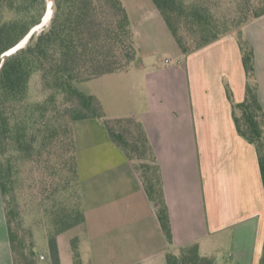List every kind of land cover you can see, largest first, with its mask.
Instances as JSON below:
<instances>
[{"label":"crops","instance_id":"crops-1","mask_svg":"<svg viewBox=\"0 0 264 264\" xmlns=\"http://www.w3.org/2000/svg\"><path fill=\"white\" fill-rule=\"evenodd\" d=\"M240 39L253 48L264 110V14L188 54L175 51L180 64H157L153 52H142L121 71L138 90V107L108 117L130 113L142 123L160 170L171 242L132 161L105 127L74 125L85 219L50 237L52 246L41 256L47 264H73L69 240L77 235L85 236L82 264H166L168 251L192 243L211 264H264L258 155L238 134L226 94L228 88L234 103L245 96ZM0 264H14L1 189Z\"/></svg>","mask_w":264,"mask_h":264},{"label":"trees","instance_id":"trees-1","mask_svg":"<svg viewBox=\"0 0 264 264\" xmlns=\"http://www.w3.org/2000/svg\"><path fill=\"white\" fill-rule=\"evenodd\" d=\"M182 54H188L264 14V0H152ZM218 5V6H217ZM45 0H0V55L39 21ZM246 74L243 101L232 102L238 134L253 144L264 190V110L258 101L253 48L241 40ZM136 57L127 10L121 0H55L48 29L7 56L0 69V189L14 264H38L29 231L23 232L14 195L22 171L50 218L52 236L84 222L73 123L98 118L110 140L128 157L171 242L159 166L142 123L133 115L108 117L98 98L76 83L129 69ZM36 80L42 94L30 97ZM33 179H36L35 181ZM29 240V241H28ZM84 235L71 238L73 264H82ZM264 249V242H263ZM192 243L166 253V264H211Z\"/></svg>","mask_w":264,"mask_h":264},{"label":"rangeland","instance_id":"rangeland-1","mask_svg":"<svg viewBox=\"0 0 264 264\" xmlns=\"http://www.w3.org/2000/svg\"><path fill=\"white\" fill-rule=\"evenodd\" d=\"M121 1L123 2L125 8L127 6L129 10L127 13L133 33L134 46L137 56L142 52H153L150 59L154 63L158 64L159 61L164 62V60L167 59L171 63L173 62V64L176 62H179L180 64L177 56L175 57V51H178L180 54L182 53L153 1ZM218 3L219 6H217L220 10L232 6L228 0H218ZM153 13H157L156 16L158 18H154ZM242 25L237 26L231 32L238 31ZM146 34L149 36L147 40L144 36ZM168 42L172 44V47ZM76 85L83 92L93 94L98 98L102 111L106 116L130 112L129 110L132 106H135L134 108L138 107V103L136 101V99H138V90L135 88V84L132 83V80H130L124 73L117 72L115 74L104 75L90 81L76 83ZM38 86L39 84L37 81L33 80L29 90V94L31 95L30 97L33 99H40L42 97ZM84 124L92 129L104 127L101 120L98 118L76 120L73 123V126L75 125L77 129H80L81 125ZM89 138L91 137L85 136V134L82 137V139ZM33 180L35 181L36 179ZM34 193L35 190L32 188V179H30L27 173L22 171L14 182V195L18 216L21 220V228L23 232L29 231L31 234V239L39 256L38 264H47L46 260H44L43 257L41 258V256L47 254L52 246V242L50 240V237L52 236L50 230V218L48 215L42 214L45 204L40 206L35 199ZM63 235L66 236L68 234ZM62 237L64 236L58 238L60 240V245L62 244Z\"/></svg>","mask_w":264,"mask_h":264},{"label":"water","instance_id":"water-1","mask_svg":"<svg viewBox=\"0 0 264 264\" xmlns=\"http://www.w3.org/2000/svg\"><path fill=\"white\" fill-rule=\"evenodd\" d=\"M55 12V0H45V9L38 22L33 24L28 31L12 46L4 50L0 55V69L3 66L7 56H10L20 49L24 48L28 42L35 36L49 28Z\"/></svg>","mask_w":264,"mask_h":264},{"label":"built area","instance_id":"built-area-1","mask_svg":"<svg viewBox=\"0 0 264 264\" xmlns=\"http://www.w3.org/2000/svg\"><path fill=\"white\" fill-rule=\"evenodd\" d=\"M166 62L168 61V60H165Z\"/></svg>","mask_w":264,"mask_h":264}]
</instances>
